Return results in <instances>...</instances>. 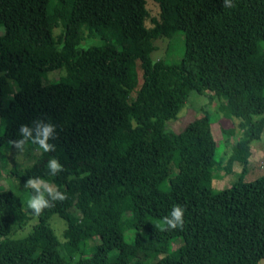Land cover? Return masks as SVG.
Listing matches in <instances>:
<instances>
[{"label":"trees","instance_id":"obj_1","mask_svg":"<svg viewBox=\"0 0 264 264\" xmlns=\"http://www.w3.org/2000/svg\"><path fill=\"white\" fill-rule=\"evenodd\" d=\"M149 1L156 18L147 16L145 0H0V162L17 152L8 141L20 138L22 124L50 122L55 151L7 176L30 195L29 177L66 194L36 215L0 190V264L264 258V174L243 182V168L229 188L214 192L210 113L201 110L179 133L163 127L188 93L208 92L222 100L218 115L234 126L230 156L249 158V144L264 134V0H229L231 8L224 0ZM82 28L102 44L80 48ZM160 39L176 40L178 61L165 58L173 41L150 58ZM55 70L64 74L47 80ZM179 134L186 145L171 149ZM50 158L64 171L49 175ZM173 205L184 208L183 228L162 231L158 225ZM51 216L62 222L60 239ZM158 242L178 245L158 254Z\"/></svg>","mask_w":264,"mask_h":264},{"label":"rangeland","instance_id":"obj_2","mask_svg":"<svg viewBox=\"0 0 264 264\" xmlns=\"http://www.w3.org/2000/svg\"><path fill=\"white\" fill-rule=\"evenodd\" d=\"M145 8L147 10V16L149 18H156L157 6L154 3L149 0H145ZM146 25H150L148 20L146 21ZM52 33L53 35L57 34L58 29L53 30ZM80 33L81 41L78 44L80 48L86 49L91 46H99L102 44V41L98 37L89 34L85 28H82ZM1 34L2 28L0 27V35ZM173 37H178V35H175ZM172 39L167 40L169 42L162 41V39L155 40L154 44L156 45L157 50L151 52L150 58L152 59L164 55V48L166 49L173 41L170 46V48L173 50L167 52L165 54V58H167V62L178 61L180 55L178 53L176 54L174 51L176 50L178 43L176 42V40ZM218 67L219 79L220 81H222L224 69L221 63H219ZM63 74V70L48 72L46 74V79L54 80L57 77L62 76ZM9 97L10 95L5 96L4 100L8 99ZM220 101L208 92L201 94H196L193 92L188 93L175 119L167 120L163 125L164 129L167 132L179 133L184 125L201 115V110L210 113V122L213 127V133L216 136L215 155L212 162V173L214 178L211 182V189L214 192L229 188L230 185L237 180L238 174L243 170V168L245 169L242 178L243 182H250L264 174V134H261L259 140L253 141L249 144L251 155L246 161H244L242 157L232 158L230 154L232 148L234 147V141L232 139V137H234L233 135L235 134L234 126L226 117L218 115V106L220 105ZM186 143V138L183 135L179 134L178 138L173 140V142L170 144V148L175 149L186 145ZM7 148L8 145L6 144L4 149L6 150ZM41 152L42 150H37L36 145L27 146L23 152H14L13 155L11 151H7L5 153L4 160L0 162V190L11 191L20 200L23 209L27 212L28 210H30L27 207V202L31 195L25 192L22 187L15 185L14 181L11 180L10 177L7 176V174L10 170L13 169L28 168L36 161V159L38 163H43L44 160L42 156H40ZM77 184V181L71 182L72 187H75ZM85 213L86 211L84 212V214ZM33 223L34 220L31 218L21 235L27 233L29 226ZM48 224L53 230L54 235L58 239H60L61 231L63 229L62 222L56 216H51ZM149 234L152 235L151 233ZM89 244L90 248L93 249V247H91L92 242ZM177 245L178 243L167 246L164 242H158L154 245V248L158 252V254H161L164 251L171 253L177 247ZM258 264H264V258L261 259Z\"/></svg>","mask_w":264,"mask_h":264},{"label":"clouds","instance_id":"obj_3","mask_svg":"<svg viewBox=\"0 0 264 264\" xmlns=\"http://www.w3.org/2000/svg\"><path fill=\"white\" fill-rule=\"evenodd\" d=\"M226 8L234 7L229 0H224ZM19 139L9 140L8 144L17 152H23L28 144L36 145L37 150L42 152L55 151V145L49 143L50 140L57 138L56 127L50 122L44 120H34L31 126L22 124L18 129ZM49 175L56 176L64 171L63 166L56 158H50L47 162ZM88 173L81 174V179ZM24 187L31 189V196L27 202V207L36 215H39L45 208L51 207L55 201H63L66 194L61 192L55 186L49 184L40 177H29ZM184 224V208L180 205H173L170 213L162 218V222L158 225L162 231L182 229Z\"/></svg>","mask_w":264,"mask_h":264}]
</instances>
